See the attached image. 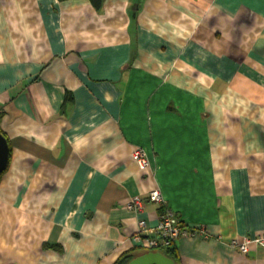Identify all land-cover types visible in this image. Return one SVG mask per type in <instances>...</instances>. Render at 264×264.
Masks as SVG:
<instances>
[{"label":"crops","instance_id":"crops-1","mask_svg":"<svg viewBox=\"0 0 264 264\" xmlns=\"http://www.w3.org/2000/svg\"><path fill=\"white\" fill-rule=\"evenodd\" d=\"M0 111V264L138 253L155 187L204 230L178 264H264L230 246L264 232V0H0Z\"/></svg>","mask_w":264,"mask_h":264},{"label":"built area","instance_id":"built-area-1","mask_svg":"<svg viewBox=\"0 0 264 264\" xmlns=\"http://www.w3.org/2000/svg\"><path fill=\"white\" fill-rule=\"evenodd\" d=\"M131 158L139 169L148 168V161L142 149L136 148L132 152ZM146 198L150 202L159 203L162 208L152 229L147 227L144 219L138 220L137 231L133 236V240L140 245L141 249L163 252L166 248L174 245L176 240L182 236H198L204 233L201 226L188 227L183 224L175 213L164 206V201L158 188L155 187L150 190ZM125 208L134 214H138L142 211V200L138 197H133L125 204ZM251 244L258 245L264 249V232L258 236H245L241 240L234 239L230 241V246L243 254L247 253Z\"/></svg>","mask_w":264,"mask_h":264},{"label":"water","instance_id":"water-1","mask_svg":"<svg viewBox=\"0 0 264 264\" xmlns=\"http://www.w3.org/2000/svg\"><path fill=\"white\" fill-rule=\"evenodd\" d=\"M9 149L5 137L0 133V173L8 164ZM126 264H175L174 261L160 251H146L128 261Z\"/></svg>","mask_w":264,"mask_h":264},{"label":"trees","instance_id":"trees-1","mask_svg":"<svg viewBox=\"0 0 264 264\" xmlns=\"http://www.w3.org/2000/svg\"><path fill=\"white\" fill-rule=\"evenodd\" d=\"M59 1H64V0H59ZM103 0H89V2L91 3V5L93 6L94 9L98 10L101 6ZM0 116H1V111H0ZM0 133L5 137L7 144H8V149H9V158H10V146H9V142L8 139L6 138L5 134L0 130ZM9 161V160H8ZM8 165V164H7ZM7 168V167H6ZM6 170V169H5ZM4 170V171H5ZM3 171V172H4ZM1 172L0 175L3 173ZM55 249L59 250V247L56 245L52 246ZM147 250H141L140 252H128V253H124L122 255H120L113 264H126L128 261H130L132 258L146 252ZM149 251V250H148ZM163 253L168 256L169 258H171L175 264L177 263V254L175 251V248L173 246L166 248Z\"/></svg>","mask_w":264,"mask_h":264}]
</instances>
